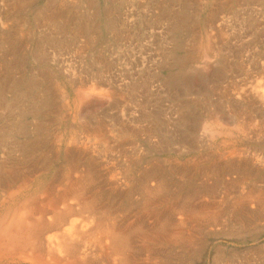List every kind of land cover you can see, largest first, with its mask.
I'll return each mask as SVG.
<instances>
[{
  "label": "rangeland",
  "instance_id": "374dc122",
  "mask_svg": "<svg viewBox=\"0 0 264 264\" xmlns=\"http://www.w3.org/2000/svg\"><path fill=\"white\" fill-rule=\"evenodd\" d=\"M0 18V127L24 102L48 113L28 124L102 125L121 209L156 163L192 198L188 233L145 264H264V0H0Z\"/></svg>",
  "mask_w": 264,
  "mask_h": 264
},
{
  "label": "bare ground",
  "instance_id": "6f19581e",
  "mask_svg": "<svg viewBox=\"0 0 264 264\" xmlns=\"http://www.w3.org/2000/svg\"><path fill=\"white\" fill-rule=\"evenodd\" d=\"M15 83L10 86L15 99L34 103L35 83ZM7 100L2 105L8 107ZM23 104L16 114L20 121L0 127V209L11 205L0 217V264H141L138 251L154 256L167 236L171 241L188 233L196 217L192 198L171 187L176 184L162 176L159 163L127 190L129 205L121 209V201L112 199L121 180L112 177L110 131L88 122L69 125L66 132L37 120L28 124V117L48 113ZM48 169L52 174L41 178Z\"/></svg>",
  "mask_w": 264,
  "mask_h": 264
}]
</instances>
